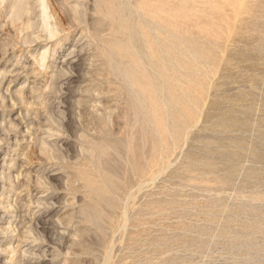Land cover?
Returning <instances> with one entry per match:
<instances>
[{
    "label": "rangeland",
    "instance_id": "1",
    "mask_svg": "<svg viewBox=\"0 0 264 264\" xmlns=\"http://www.w3.org/2000/svg\"><path fill=\"white\" fill-rule=\"evenodd\" d=\"M0 264H264V0H0Z\"/></svg>",
    "mask_w": 264,
    "mask_h": 264
},
{
    "label": "bare ground",
    "instance_id": "2",
    "mask_svg": "<svg viewBox=\"0 0 264 264\" xmlns=\"http://www.w3.org/2000/svg\"><path fill=\"white\" fill-rule=\"evenodd\" d=\"M71 70V69H70Z\"/></svg>",
    "mask_w": 264,
    "mask_h": 264
}]
</instances>
